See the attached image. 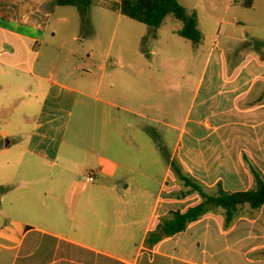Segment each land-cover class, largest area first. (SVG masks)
Here are the masks:
<instances>
[{
    "label": "crops",
    "instance_id": "obj_1",
    "mask_svg": "<svg viewBox=\"0 0 264 264\" xmlns=\"http://www.w3.org/2000/svg\"><path fill=\"white\" fill-rule=\"evenodd\" d=\"M47 1L0 0V89L12 88L0 94V110L15 107L14 115L0 118L14 128L3 135L15 137L0 144V186L10 184L0 201L18 212L1 228L0 247L16 251L20 264H264V206H241L230 225L216 208L186 230L146 244L163 217L203 200L177 179L173 161L210 194L253 189V171L264 177V48L255 46L264 43V0H179L196 12L204 39L195 44L178 28L171 38L184 39L187 57L203 69L194 89L170 91L164 23L153 32L109 8V33L119 24L123 33L115 54L110 47L99 55V7L85 26L79 8L56 5L71 8L67 14L75 19L62 13L52 26ZM202 14L207 24H225L222 38L210 24L202 28ZM237 24L252 35L232 34ZM78 106L84 121L93 118L94 133L84 148L75 151L71 143L63 153ZM87 161L95 181H78L79 197L69 202L78 184L74 166ZM87 184L93 188L85 193ZM45 237L70 247L36 258L38 238Z\"/></svg>",
    "mask_w": 264,
    "mask_h": 264
},
{
    "label": "rangeland",
    "instance_id": "obj_2",
    "mask_svg": "<svg viewBox=\"0 0 264 264\" xmlns=\"http://www.w3.org/2000/svg\"><path fill=\"white\" fill-rule=\"evenodd\" d=\"M56 1L57 0H48L44 5V8L46 9V11L48 13H52L53 10L55 12V14L52 18V26H57L60 24L59 19H60V15L62 13H64L65 15H68L67 12L73 11L71 8H74V9L79 8L76 5H72L71 8H69V7H67V8H56V5H57ZM118 1H120V0H92L93 3L90 7V11L87 15L86 21L84 20L83 16L80 15L81 11L78 14L79 17H81L80 19L83 20V25L86 26V24L92 23V16H91L92 11H91V9H97L99 7V25H100V29H101L100 41L102 42L101 47H100V49H102V51L99 52V53H101L99 55H105L110 47H111L110 50L113 52V54H115V51L117 50L119 43L121 41V34L123 33L122 28H121V24H119V26H120L119 28L117 27V31L115 32V35L113 32L114 27L112 29V32L109 33L107 26L109 25V23H112L114 20H106V17H105V15L108 16V14H107V13H109L108 11H111L109 9L110 4H112L114 2H118ZM181 1L186 2L185 0H181ZM186 3L189 5L193 4L191 2H186ZM75 7H77V8H75ZM112 15H115V14H112ZM68 18L70 19V21L75 19V17H73L72 15L71 16L68 15ZM76 21H77V16H76ZM130 21L135 23L136 27H139V26L147 27L146 25H144L140 22H137L135 20H130ZM207 22H208L207 14H202L201 15V26H202V28L204 29L208 24H210L209 27L211 29L213 28V33L218 35V37L222 38V35L225 34V32H226L225 24H223L222 26H219L216 23V21L212 22L211 19L209 20L208 24H207ZM180 26H181V22L179 20L173 18L172 16H168L166 18L164 25H163V28H162L163 29L162 35L164 37L169 38V41H170V45L167 47V51L169 52V58L170 59L167 63L168 77H167V81H166L167 85L169 87V91L175 90L176 88H179L181 85H183L184 89H191V88L194 89L197 85V82L199 80L198 78L200 77L202 69H203V62L202 61L191 62V60L187 57L186 53L188 51V46L185 44L184 39L179 38L178 43L173 42V39L171 38L172 30L175 28H179ZM220 30H221V33H220ZM230 30H231L232 34H234L237 37L251 36L252 35L251 31L249 29H244L242 24H237V27H235L233 29L230 28ZM211 31L209 32V34L212 33ZM77 34H78V32H77ZM79 34L81 37L84 35V28L79 29ZM257 34H259V33H257ZM65 38H66V33H63L61 36L58 35V40H64ZM214 41H215V37L210 38V36H209V38L207 39V43L210 45H212L214 43ZM191 48L192 47H190V50L192 51ZM147 56H150V55L147 54ZM10 60H12V59L10 58ZM107 72H108L109 78H110L112 73L110 72V70ZM13 74H16V73L13 72ZM6 75L11 76L10 71H7ZM2 86L3 87H1V89H0V94L7 96L9 89H12V88H8L7 86L5 87V85H2ZM117 89L122 90V85L120 86V84H119L117 86ZM187 98L188 97H185V99H184L185 110L188 106V103L190 102ZM80 112H81L80 107L78 106V108L75 111V114H74V116L70 122L71 127L69 128L68 134H67L65 141H64V147L62 149L63 153H65L66 151H70V147H68V145H70L71 143H74V144L76 143V148H74L73 150L79 151L80 149L85 147L86 140L89 138H92V136H93L94 129L91 128V126H90L93 124V118L89 117L88 120L84 121L81 118ZM91 112H94V109H92ZM14 114H15V107L10 108V109H6L4 111L0 110V118L6 117V116H11ZM95 116L98 117L99 114L95 115ZM84 122H85V124H84ZM6 130L13 132L14 128L13 127L8 128V126H6L4 124V122L0 121V134H1L0 144H2V142H6L7 138L8 139H10V138L14 139L15 138L14 135L4 136L3 134ZM97 131H98V129H97ZM1 153L2 152H0V161L4 159V156ZM60 162H62L61 158H60ZM93 164H94L93 162L87 161V162H82L79 165L76 164L77 166H74L75 170L78 172L77 176L75 177V180L78 184L71 186V189L69 190V193L66 196L69 202L70 201L74 202L79 197L81 182H85L86 177L88 175H90V173H93L92 169L90 167V165H93ZM62 178L65 179L66 181H67V179L71 178L69 180V181H71L73 179V176L72 177L66 176V177H62ZM78 181H81V182L79 183ZM57 184H58V181H57ZM9 185L10 184H6V186H4V187H9ZM27 186L28 185H25L22 188H20V191L26 189ZM0 187H2V186H0ZM85 188H86L85 193H87L88 191H91L90 188H93V186H91L90 184H87L85 186ZM45 189L49 190L48 184H46ZM57 192L60 193L61 191H57ZM4 194L5 193H0V199ZM155 197L156 196L154 195L153 198H155ZM49 199L50 198H47V200H49ZM10 211H11V213H10ZM16 213H18L16 211V209L13 207L10 208V204L7 200H5L4 202L0 201V217H1V219H0V231H1V228H7L8 227V217L11 218L10 216L13 217L12 214H16ZM27 220L32 221L33 218L27 219ZM12 225L15 226L16 224L13 223ZM52 226H54V221H52ZM38 242H40V248H39L40 250L36 252V258H38L41 254H43L45 251H47L49 249L51 251H54V249L55 250H57V249L58 250H65V248L70 247L69 245H66L64 242H60V243L58 242V244H56L55 241H51L47 237L38 238ZM50 258H52V256ZM43 260L45 262L46 261L48 262L49 258L44 257ZM20 262H21V258L16 253V251H9V250L4 249L3 247H0V264H20Z\"/></svg>",
    "mask_w": 264,
    "mask_h": 264
},
{
    "label": "trees",
    "instance_id": "obj_3",
    "mask_svg": "<svg viewBox=\"0 0 264 264\" xmlns=\"http://www.w3.org/2000/svg\"><path fill=\"white\" fill-rule=\"evenodd\" d=\"M92 3V0L56 1L59 6H78L85 21ZM109 8L147 25L153 32L162 26L168 16H172L181 22V26L176 30L179 36L195 44L201 43L204 39V35L198 27L196 12L189 11L179 0H120L110 4ZM255 46L264 48V43L256 42ZM172 169L177 179L184 186L190 188L188 192H198L203 200L185 212L172 211L168 216L163 217L157 229L150 233L146 239V244L149 246H154L164 236H172L186 230L192 222L216 208L223 209L225 223L230 225L241 206L249 205L252 209L264 206V177L260 172L253 171L255 178L253 189L234 193L220 190L216 194H210L198 181L185 174L179 162L173 161ZM9 190L10 187H0V193H6Z\"/></svg>",
    "mask_w": 264,
    "mask_h": 264
},
{
    "label": "built area",
    "instance_id": "obj_4",
    "mask_svg": "<svg viewBox=\"0 0 264 264\" xmlns=\"http://www.w3.org/2000/svg\"><path fill=\"white\" fill-rule=\"evenodd\" d=\"M88 182H94L95 181V173H90V175L87 176Z\"/></svg>",
    "mask_w": 264,
    "mask_h": 264
},
{
    "label": "water",
    "instance_id": "obj_5",
    "mask_svg": "<svg viewBox=\"0 0 264 264\" xmlns=\"http://www.w3.org/2000/svg\"><path fill=\"white\" fill-rule=\"evenodd\" d=\"M6 144L8 145L9 144V141H6Z\"/></svg>",
    "mask_w": 264,
    "mask_h": 264
}]
</instances>
